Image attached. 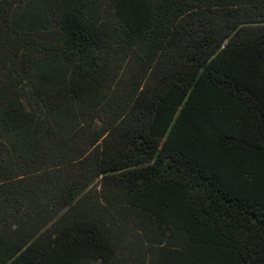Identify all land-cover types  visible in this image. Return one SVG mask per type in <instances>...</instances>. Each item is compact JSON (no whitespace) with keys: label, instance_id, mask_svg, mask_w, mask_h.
<instances>
[{"label":"trees","instance_id":"obj_1","mask_svg":"<svg viewBox=\"0 0 264 264\" xmlns=\"http://www.w3.org/2000/svg\"><path fill=\"white\" fill-rule=\"evenodd\" d=\"M0 264H264V0H0Z\"/></svg>","mask_w":264,"mask_h":264}]
</instances>
